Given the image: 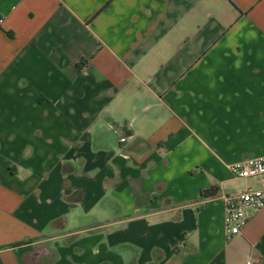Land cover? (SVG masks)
<instances>
[{"label": "crops", "instance_id": "1", "mask_svg": "<svg viewBox=\"0 0 264 264\" xmlns=\"http://www.w3.org/2000/svg\"><path fill=\"white\" fill-rule=\"evenodd\" d=\"M260 155L264 0H0V264H264Z\"/></svg>", "mask_w": 264, "mask_h": 264}, {"label": "built area", "instance_id": "2", "mask_svg": "<svg viewBox=\"0 0 264 264\" xmlns=\"http://www.w3.org/2000/svg\"><path fill=\"white\" fill-rule=\"evenodd\" d=\"M121 137V141H125ZM231 172L240 178L257 177L260 188L243 189L228 194L225 200V225L229 236L238 235L249 221V211L264 208V155L241 159L229 165Z\"/></svg>", "mask_w": 264, "mask_h": 264}]
</instances>
